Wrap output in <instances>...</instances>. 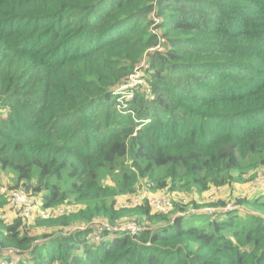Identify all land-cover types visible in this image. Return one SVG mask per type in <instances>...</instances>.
<instances>
[{"label":"trees","instance_id":"16d2710c","mask_svg":"<svg viewBox=\"0 0 264 264\" xmlns=\"http://www.w3.org/2000/svg\"><path fill=\"white\" fill-rule=\"evenodd\" d=\"M154 15L164 49L149 54L155 98L137 91L136 122L112 91L159 42ZM243 161L264 170V0H0V178L42 209L78 206L27 218L0 183V264L13 249L17 264H264V213L199 227L175 216L179 197L168 215L119 205L167 192L200 208L193 195L233 185ZM240 203L264 212V190ZM132 220L135 235L63 234Z\"/></svg>","mask_w":264,"mask_h":264},{"label":"built area","instance_id":"2783aa9c","mask_svg":"<svg viewBox=\"0 0 264 264\" xmlns=\"http://www.w3.org/2000/svg\"><path fill=\"white\" fill-rule=\"evenodd\" d=\"M155 24L152 26L153 33L156 34L159 38V42L157 45L150 47L146 53L143 56L142 61H140L133 69V71L130 73V75L127 77V79L122 82L120 85L116 86L113 91V97L115 99L116 108L119 113L123 115H131L136 122H140V120L137 117V113L135 109L133 108V101L136 98L137 91H142L143 89L151 92V89L149 88L147 82V86L144 85V79L145 72L149 65H148V59L150 53H155L158 51H162L164 49V43L165 38L162 37L161 31L159 28H157V25L160 23V19L154 15ZM144 85V86H143ZM150 120L147 119L145 122H149ZM141 128V125L137 127V130ZM136 134V132H135ZM255 181L256 185L254 189L252 190L253 193H257L259 190H264V171L263 170H257L255 172ZM5 192V190H4ZM6 193V192H5ZM9 197L11 196V205L13 208L20 212L21 215L27 218L35 217L37 214L41 215L43 218H50L54 217L56 214H65L69 212L76 211L77 209L73 206H67V205H60L58 207H54L52 209H46V210H37V207L34 205L32 199H30L27 195V192L23 187L12 190L8 192ZM239 199H244L245 196H239ZM229 199L225 200L223 204H217V205H206L202 208L203 212L207 213L212 218H216L220 215H223V213H229V212H235L239 211L243 204L238 202L234 199V201H228ZM147 201L149 205L153 208L154 211L161 213V214H170L175 209V203L173 202L172 197L162 194V195H150L148 192H143L142 194L138 196H134L133 199H130L129 201L122 203V207H135L138 205H141L143 202ZM199 208H196L194 205H187L185 209L176 211L175 216H186L190 214H195L199 211ZM38 212V213H36ZM4 218L8 223L11 222V219L4 215ZM90 225H93L95 227L94 235L91 237L92 240L98 241L101 239V231L107 230L111 232H117V233H129L131 235H135L138 233L141 229L140 223L136 221H128L123 224H110L105 223L101 221H92L91 223L87 225H77L68 227L64 230L63 234H70L74 232L77 229L86 230ZM14 259L11 261H5L3 264H17L20 260V256L22 254V251L19 249H13L12 250Z\"/></svg>","mask_w":264,"mask_h":264},{"label":"rangeland","instance_id":"374dc122","mask_svg":"<svg viewBox=\"0 0 264 264\" xmlns=\"http://www.w3.org/2000/svg\"><path fill=\"white\" fill-rule=\"evenodd\" d=\"M144 72H145V77H144V79H146L147 76H148V74H147L146 71H144ZM144 85L147 86L145 80H144ZM144 85H143V86H144ZM145 91H146V90H145ZM146 94H147V96H148L149 98H151V100H152L153 98H155V95L152 93V91H151V92L146 91ZM128 162L130 163V160H129ZM248 164H249V161H243V162H242V168H241V169H237V170L234 172L235 176L237 177V178H236V181L233 182V183H234L233 185L226 187V189H228L227 192H226L224 189H221V191H220V193H219L218 195L215 194V193H211V195L209 196L210 204H211V205L223 204V202H224L225 200H227V199H229L228 201H234V199H235V200H237L238 202H240L241 199L238 198L239 196L244 195V196H245V199H247V198H250V197H253L254 195H256L255 193L252 192V190L254 189V187H255V185H256V184H255L256 181H255V178H252V177H251V176L253 175V172H254L255 170L253 169V167L249 166ZM242 171H244V172L247 173L246 177H247L248 179H247L246 182H240V180L237 181L238 178H240V174H241ZM263 171H264V170H263ZM107 175H108V174H107ZM8 176H10V175H7V174L5 173V174H3V175L1 174V178H0V183L4 184V185L1 187V188H2V191L5 190L6 193H8V189H7V187H6L7 184H8ZM253 176H254V175H253ZM3 180H5V181H3ZM109 183H113V180L110 181ZM8 185H9V184H8ZM27 195H28V193H27ZM7 196H8V199L10 200V202H11V196L9 197V194H7ZM28 197H29L30 199L34 200L33 203H34V205L37 207V210H45V209H42V208L38 205V203H39L40 200L37 199V202H36V200H35L36 197H35L34 195H33V197L30 196V195H28ZM34 197H35V198H34ZM133 197H134V196H133ZM133 197H131V198H123V199L119 202V205H121L122 203H125V202L129 201L130 199H133ZM36 203H37V204H36ZM73 206H74L76 209H77V207H78L77 205H72V207H73ZM241 206H242V208L240 209L241 211L249 208L251 211H255V212L260 213V214H263V213H264L263 211L257 209V208L254 207V206H251V205H249L248 207H247V205H241ZM199 209H202V208H199ZM240 210H239V211H240ZM248 211H249V210H248ZM172 212H173V211H172ZM202 212H203V211H198L197 213H200V214H194V215H191V216H187V217L185 218V225H186V226L194 225V226H199V227L206 225V224L209 222V219H210V218L208 217V214H206L205 212H204V213H202ZM36 213H38V212H36ZM7 214H8V212H7Z\"/></svg>","mask_w":264,"mask_h":264},{"label":"crops","instance_id":"0c3cea01","mask_svg":"<svg viewBox=\"0 0 264 264\" xmlns=\"http://www.w3.org/2000/svg\"><path fill=\"white\" fill-rule=\"evenodd\" d=\"M226 187H228V186H224V187H213V188H211L209 191H207V192H203V193H201V194H194L193 195V197L196 199V201H197V203H199V204H202V207L203 206H206L207 204H209L210 203V199H209V196L211 195V193H215V194H219L220 193V191H221V189H224L226 192L228 191V189H226ZM148 194H150V195H162V194H166V195H168V196H170V197H172V199H173V202L175 203V199H174V197H179V198H177V200L179 201V203L181 204V205H185V206H189V205H193V203L191 202V200H192V195H186V194H178V195H170L169 193H167V192H165V193H163V192H148ZM123 199V198H122ZM121 199V200H122ZM121 200H119V202L121 201ZM199 211H203L202 209H200ZM202 213H204V212H202ZM195 214H200V213H195Z\"/></svg>","mask_w":264,"mask_h":264}]
</instances>
